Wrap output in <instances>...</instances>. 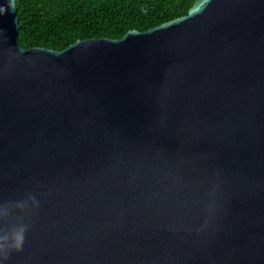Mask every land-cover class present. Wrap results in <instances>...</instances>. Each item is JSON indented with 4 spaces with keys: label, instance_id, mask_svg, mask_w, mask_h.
<instances>
[{
    "label": "water",
    "instance_id": "obj_1",
    "mask_svg": "<svg viewBox=\"0 0 264 264\" xmlns=\"http://www.w3.org/2000/svg\"><path fill=\"white\" fill-rule=\"evenodd\" d=\"M0 8L5 264H264V0L61 50Z\"/></svg>",
    "mask_w": 264,
    "mask_h": 264
},
{
    "label": "trees",
    "instance_id": "obj_2",
    "mask_svg": "<svg viewBox=\"0 0 264 264\" xmlns=\"http://www.w3.org/2000/svg\"><path fill=\"white\" fill-rule=\"evenodd\" d=\"M194 0H15L18 40L61 50L76 40L120 38L184 15Z\"/></svg>",
    "mask_w": 264,
    "mask_h": 264
},
{
    "label": "clouds",
    "instance_id": "obj_3",
    "mask_svg": "<svg viewBox=\"0 0 264 264\" xmlns=\"http://www.w3.org/2000/svg\"><path fill=\"white\" fill-rule=\"evenodd\" d=\"M0 2H2V0H0ZM10 10L12 11L13 8L11 5H9L7 11L10 12ZM4 9L0 8V14H3ZM33 199V203L37 204L38 202L35 200V198ZM25 228L24 227H20L15 234L13 235L12 239H13V245H12V249L11 250H15V251H20L22 249V246L25 242ZM8 259V255L7 253L4 251L3 248H0V264H5L6 260Z\"/></svg>",
    "mask_w": 264,
    "mask_h": 264
}]
</instances>
